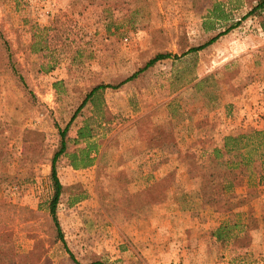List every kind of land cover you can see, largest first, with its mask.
Returning a JSON list of instances; mask_svg holds the SVG:
<instances>
[{"label": "rangeland", "instance_id": "rangeland-1", "mask_svg": "<svg viewBox=\"0 0 264 264\" xmlns=\"http://www.w3.org/2000/svg\"><path fill=\"white\" fill-rule=\"evenodd\" d=\"M259 1L0 0L2 33L34 96L0 72V239L8 264H264V180L247 185L239 176L226 204L202 200L212 169L202 150L264 128V13L244 17ZM215 4L228 15L224 27L239 24L188 53L209 37L201 24ZM157 55L167 58L105 90L99 110L73 121L71 140L87 119L100 154L78 171L60 160V183L80 186L86 198L73 206L62 199L64 242L52 243L50 166L33 163L30 152L37 145L50 156L54 123L64 126L73 104L71 92L63 108L53 84L82 91L118 84Z\"/></svg>", "mask_w": 264, "mask_h": 264}, {"label": "trees", "instance_id": "trees-1", "mask_svg": "<svg viewBox=\"0 0 264 264\" xmlns=\"http://www.w3.org/2000/svg\"><path fill=\"white\" fill-rule=\"evenodd\" d=\"M262 13H264V0H260L244 17L252 15L260 16ZM228 22V15L222 9L221 5H213L211 9L207 10V15L203 18L201 24L203 32L210 33L208 35L209 37H207L206 41L202 44L191 47L188 53H196L207 48L216 42L220 36L226 34L239 24L238 22L230 23V25L224 27ZM222 27H224L223 31H217ZM261 27L264 30L263 22ZM165 58H167V55H157L154 59L150 60L143 69L138 70L118 84L100 82L96 85L84 88L83 91L80 90V87L75 85L71 89H68L63 81H57L53 84V88L60 103L66 102L65 99H67L72 92L75 94V97H72L73 104H69L67 101V104L63 105V108H66L69 104V108H71L64 126L54 123V127L57 131V141L51 150L50 156L46 157L44 151L37 145L33 146L30 152L33 154V159H31L33 163L47 160L50 166L49 179L51 182L52 195L45 203V206L50 217L52 243L64 242L57 218V208L62 199L66 198V204L73 206L86 198V193L80 186L66 187L60 183L57 176L60 160L66 158L68 160V166L78 171L93 166L96 162V158H98L100 154L98 144L93 141L94 135L87 119L82 121L81 127L77 130L76 138L73 139V141L71 140L69 131L73 121L81 115L84 109L91 107L94 112L99 110L101 97L105 90L120 88L124 83L134 80L144 69L151 67L157 61ZM0 72L16 78L26 96L29 100L31 99L32 102H34V96L25 85L24 78L20 74L19 68L14 61L9 42L5 39L1 27ZM97 115H99V112H97ZM102 122L103 118L100 115L98 123L101 124ZM104 123H106V121H104ZM28 133L35 135L36 138L41 135L32 131ZM24 142H27L26 139ZM72 142H84V144L75 150H70ZM25 148H28V146H25ZM202 154L207 156L208 162L212 166L210 175L211 183L209 189H207L209 192H203L204 195L202 196L203 203L206 205L210 204L216 207L219 203L224 202L226 204V194L230 192L234 180L239 176L245 179L247 185L253 183L261 184L264 180V128L261 130H251L248 133L236 136H224L220 138L218 142L209 145V147H205L202 150ZM204 189L205 186L202 188V191ZM225 227V224L220 225L216 231H214V237L217 239L223 238L224 233H226ZM4 244L5 243L0 239V264H8L11 261L10 257L2 255Z\"/></svg>", "mask_w": 264, "mask_h": 264}]
</instances>
